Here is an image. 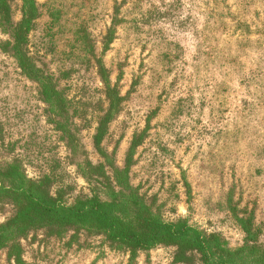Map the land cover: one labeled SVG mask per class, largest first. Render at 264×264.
Returning a JSON list of instances; mask_svg holds the SVG:
<instances>
[{"label": "rangeland", "instance_id": "obj_1", "mask_svg": "<svg viewBox=\"0 0 264 264\" xmlns=\"http://www.w3.org/2000/svg\"><path fill=\"white\" fill-rule=\"evenodd\" d=\"M17 24L22 0H6ZM26 50L67 99L56 118L1 50L0 166L18 162L65 205L120 191L165 222L264 246V0H35ZM104 80L120 99L107 116ZM102 125L99 149L94 137ZM66 132V133H65ZM70 138V139H68ZM130 154V162L127 158ZM15 213L0 199V224ZM0 264H185L172 246L130 253L101 233L45 228ZM188 264H200L197 258Z\"/></svg>", "mask_w": 264, "mask_h": 264}, {"label": "trees", "instance_id": "obj_2", "mask_svg": "<svg viewBox=\"0 0 264 264\" xmlns=\"http://www.w3.org/2000/svg\"><path fill=\"white\" fill-rule=\"evenodd\" d=\"M37 17L35 0H22L21 19L13 24L7 1L0 0V30L8 35L1 50L9 53L22 74L37 84L41 100L49 113L61 118L67 112L64 93L52 75L44 73L31 61L26 50L28 35ZM102 83L109 99V109L104 115L106 122L120 99L104 80ZM102 130L101 125L94 137L96 149H99ZM131 153L130 149L128 164ZM128 167L126 165L121 170L113 168L114 180L120 191L113 196L112 201L105 202L91 196L65 205L47 191L41 180L28 178L18 162L0 166V199L8 201L15 209L12 217L0 224V251L8 249V257L17 263L20 252L18 241L30 230L45 228L61 235L67 229H85L103 234L109 242L130 253L151 250L157 246H172L176 250L175 261L185 264L194 258L200 264H264V246L249 243L254 242L249 222H242L246 241L236 249L228 248L218 234H206L185 222H165L153 214L137 192L126 183Z\"/></svg>", "mask_w": 264, "mask_h": 264}]
</instances>
